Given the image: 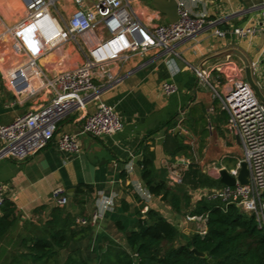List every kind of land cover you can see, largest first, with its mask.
<instances>
[{
	"label": "crops",
	"instance_id": "0c3cea01",
	"mask_svg": "<svg viewBox=\"0 0 264 264\" xmlns=\"http://www.w3.org/2000/svg\"><path fill=\"white\" fill-rule=\"evenodd\" d=\"M184 1L196 14L221 19L215 27L227 30L226 36L219 37L215 35L214 27H207L195 36L175 43L174 54L162 49H151L145 54L136 52L127 58L108 62L106 68L110 75L101 76L98 70L94 81L97 85H105L100 91V100L114 106L123 119V128L118 133L101 137L80 134L82 148L79 153L59 149L57 138L63 132L79 133L86 115L95 110V103L89 102L86 110H74L62 119L55 139L34 155L23 160L1 157L0 185L4 188L5 197L14 203L19 217L13 229L16 233L14 240L7 237L3 245H19L18 234L29 232L24 226L50 218L53 208L58 206L52 197L55 188L62 186L72 196L80 184L93 188L85 213L80 216L90 218L99 210L102 218L92 225L94 231L90 237L74 242L70 247H80L84 258L91 262L96 260L103 236L127 246L126 231L136 223L139 210L143 213L149 208L159 210L180 229L182 239L198 230L193 229V225L199 222L190 220V214L176 213L161 195L152 194L145 185L140 163L143 149L148 146L154 150L159 177L165 178L173 187L181 184L175 179L184 173L191 159L181 155L174 162L164 151L167 130L170 132L172 129L163 124L171 122L176 125V133L186 136L185 142L191 145L195 161L202 168L204 164L210 166L209 172L203 169L204 172L210 174L212 171L214 174L210 175L218 178L220 168H235L243 150L238 138L226 129L228 113L222 108V99L229 82L224 77L218 82L217 75L220 74L218 67L232 61L244 77L245 64L237 55L221 59L213 57L226 49L238 48L251 62L259 60L264 70V33L259 30L264 0ZM10 2V6H21L18 0ZM151 2L138 0L136 3L143 14L142 20L149 26L168 23L167 15ZM70 6L72 9L75 7L71 3ZM11 21L8 23L13 24ZM243 25L255 26L257 30L246 37L235 35L234 27ZM12 41L11 36L0 39V125L9 124L18 115L41 108L52 99L49 90L18 98L7 84L5 74L21 60L12 49ZM74 45L67 42L42 56L39 64L44 73L52 76L83 63L86 57L78 48L74 51ZM205 61L211 73L207 79H202L196 69L201 68ZM256 78L264 91V78ZM167 80L177 83L178 92L170 96L162 93L161 85ZM39 83L40 78L34 77L32 85ZM236 146H240L241 153L231 151L230 148ZM229 160L235 163L228 166ZM188 192L196 202L197 190L189 188ZM42 206L46 209L38 210ZM67 206L73 213L80 210L72 201Z\"/></svg>",
	"mask_w": 264,
	"mask_h": 264
},
{
	"label": "built area",
	"instance_id": "2783aa9c",
	"mask_svg": "<svg viewBox=\"0 0 264 264\" xmlns=\"http://www.w3.org/2000/svg\"><path fill=\"white\" fill-rule=\"evenodd\" d=\"M3 1L0 0V39L11 36L12 49L21 59L8 69L6 82L18 98L49 90L52 99L41 108L0 125V158L23 160L34 155L55 139L62 119L74 110H86L89 102L95 103V110L86 115L79 133L63 132L57 138L59 149L79 153L82 148L80 134L101 137L118 133L123 128V119L114 106L100 100V91L105 85H97L94 81L98 70L101 76L110 75L106 68L108 62L136 52L145 54L151 49H162L174 54L175 43L207 27H214L219 37H225L228 32L215 27L221 19L192 12L184 0H177V21L151 26L142 20L143 14L136 7L138 0H18L21 6H10V1L4 5ZM70 3L75 6L73 9ZM17 10L21 11L19 18L9 24ZM256 30L255 26L243 25L234 27L233 33L246 37ZM259 30L264 33V5L260 9ZM67 42H73L84 53L85 61L52 76L46 75L39 59ZM206 64L205 61L196 69L202 79H207L211 73ZM250 65L256 82L262 87L256 78H264L260 61H250ZM218 70L217 81L224 77L229 82L222 99V108L228 113L226 129L238 138L243 150L242 158L229 172L237 177L242 160L247 161L250 172L245 184L237 180L232 186L198 188L195 198L236 203L242 210L255 213L261 224L264 219V102L232 61H226ZM34 77L40 78L37 86L32 85ZM178 90L174 81L167 80L161 85L166 96ZM175 180L182 183L183 174H178ZM52 197L58 206L69 202V195L62 186L52 191ZM4 200L5 191L0 185V208ZM101 218L102 213L97 210L90 218L78 216L76 222L95 225ZM188 218L202 223L199 231L206 232V215H189Z\"/></svg>",
	"mask_w": 264,
	"mask_h": 264
},
{
	"label": "trees",
	"instance_id": "16d2710c",
	"mask_svg": "<svg viewBox=\"0 0 264 264\" xmlns=\"http://www.w3.org/2000/svg\"><path fill=\"white\" fill-rule=\"evenodd\" d=\"M165 125L172 129L167 130L163 143L170 160L175 162L178 156L185 155L191 162L183 173L182 183L173 187L159 177L155 152L145 146L140 161L143 180L150 192L161 195L176 213L206 215L204 234L197 230L182 239L180 229L159 210L149 208L145 213L139 210L136 223L126 231L127 246L103 236L96 260L91 262L84 258L80 247H70L94 231L91 224L76 222L78 216L84 215L93 192L90 185L80 184L69 196V202L79 207L78 213L71 212L68 204L55 206L44 222L24 226L29 232H20L19 245L13 247L2 242L7 237L14 240L13 229L19 217L14 203L5 197L0 208V264H264V219L260 224L255 213L220 199L203 197L193 202L189 188H216L224 184L203 171L192 156L191 145L185 142L186 136L175 132L176 125L171 122ZM45 209L46 206L38 208ZM194 249L205 252L206 256L197 255ZM67 250V256L63 257Z\"/></svg>",
	"mask_w": 264,
	"mask_h": 264
},
{
	"label": "water",
	"instance_id": "95a60500",
	"mask_svg": "<svg viewBox=\"0 0 264 264\" xmlns=\"http://www.w3.org/2000/svg\"><path fill=\"white\" fill-rule=\"evenodd\" d=\"M151 4L155 8L164 12L167 15V19L169 22H175L178 20L179 15H178L177 0H152ZM231 55H237L243 60L245 64V78L252 86V88L255 90L260 100L264 102V91L262 90V87L258 84V82H256L250 65V59L244 54V52H242V50L238 48H229L217 53L216 55H214L213 58L221 59ZM178 130L179 128L177 127L176 131ZM249 172L250 171L248 168L247 161L242 160L240 171L237 177L231 174L229 170L226 168H222L220 170L218 177L220 181L225 185H230V186L235 185L237 180L245 184L248 182ZM194 251L196 252L197 255L206 256L205 252L199 251L197 249H194Z\"/></svg>",
	"mask_w": 264,
	"mask_h": 264
},
{
	"label": "rangeland",
	"instance_id": "374dc122",
	"mask_svg": "<svg viewBox=\"0 0 264 264\" xmlns=\"http://www.w3.org/2000/svg\"><path fill=\"white\" fill-rule=\"evenodd\" d=\"M10 0H4L3 2H6V3H8ZM147 1V0H146ZM18 12H17V14H13V17L11 16L10 18H11V23H13V21H15L17 18H19V16H20V10H17ZM68 49H69V47H67ZM74 51L76 50V51H78L77 50V46H75L74 45ZM71 50V49H70ZM73 51V50H72ZM233 58H235V57H233ZM226 83V82H225ZM212 89V88H211ZM210 90V89H209ZM231 149V151H233V152H236V153H241L242 152V150H241V148H240V146H236V147H234V148H230ZM186 159V158H185ZM187 160V159H186ZM231 161V162H230ZM172 163H174V162H172ZM235 162L233 161V160H229L228 161V166H232L233 164H234ZM203 169H204V171H206V172H209V169H210V166H206L205 164L203 165ZM210 174H214L212 171H210ZM200 226H202V223H198V224H195V225H193V229H195L196 230V228L199 230V227Z\"/></svg>",
	"mask_w": 264,
	"mask_h": 264
}]
</instances>
